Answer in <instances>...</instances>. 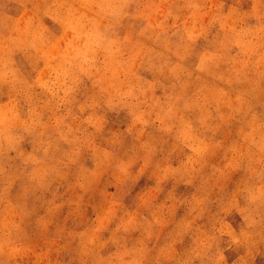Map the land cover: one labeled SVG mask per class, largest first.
I'll return each instance as SVG.
<instances>
[{
    "label": "clouds",
    "instance_id": "clouds-1",
    "mask_svg": "<svg viewBox=\"0 0 264 264\" xmlns=\"http://www.w3.org/2000/svg\"><path fill=\"white\" fill-rule=\"evenodd\" d=\"M0 264H264V0H0Z\"/></svg>",
    "mask_w": 264,
    "mask_h": 264
}]
</instances>
